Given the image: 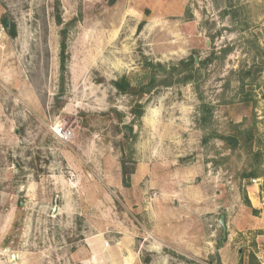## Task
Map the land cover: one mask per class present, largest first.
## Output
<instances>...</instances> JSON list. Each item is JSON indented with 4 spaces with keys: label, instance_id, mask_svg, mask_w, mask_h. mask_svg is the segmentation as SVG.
<instances>
[{
    "label": "rangeland",
    "instance_id": "374dc122",
    "mask_svg": "<svg viewBox=\"0 0 264 264\" xmlns=\"http://www.w3.org/2000/svg\"><path fill=\"white\" fill-rule=\"evenodd\" d=\"M147 58L177 70L152 69L171 83L137 117L111 81H146ZM248 218H264V0H0V264H264Z\"/></svg>",
    "mask_w": 264,
    "mask_h": 264
},
{
    "label": "trees",
    "instance_id": "16d2710c",
    "mask_svg": "<svg viewBox=\"0 0 264 264\" xmlns=\"http://www.w3.org/2000/svg\"><path fill=\"white\" fill-rule=\"evenodd\" d=\"M2 22L4 24L5 29H7L8 33L11 36H15V33H16L15 32V25L12 22H8L5 17L2 18ZM143 22L144 21H142L138 24V29H140L143 26ZM65 31H66L65 29L60 30V34L62 36L61 43H60L62 54L65 51V42H64ZM206 59H209V58L207 57ZM181 63L186 65V67L183 68V71H187V72L186 73L184 72V74H182V76L179 77L178 81L186 82L188 80H191V78H192L191 73L188 72L189 70H187V69H188L189 65L193 66L195 64L194 58L191 56L187 60H181ZM146 67L151 69L148 72L146 71L147 72L146 81H141V80L132 81L128 75H124V74L119 76L115 80L111 81V84L117 90V92H119L121 94L129 95V96H133L135 98V101L130 108V113L133 116H137V117L141 116L142 112H143V106L139 102L140 99L145 94L152 91L160 83H162L163 85H170V83H171V81H169V80H157L156 74L154 71H152V69L157 68L156 69L157 71H160L162 69L163 73H167L169 75L173 74L174 71L177 70V67L175 65L170 66V68L168 70H166L162 63H160V62L154 63L153 61L148 60V58L145 59V64H144L143 68L145 69ZM178 73L179 72H177V74ZM204 107H205V104L202 103L201 109ZM127 129L131 131L132 128H131V126H129V128L125 129L124 136L126 138H128V135H129L126 132ZM224 142L227 143L230 146V148H235L236 144L229 142L226 138L224 139ZM130 173H131L130 168L128 166H126V163L124 161H122V174H123L124 179L128 178ZM250 176H254V175H250Z\"/></svg>",
    "mask_w": 264,
    "mask_h": 264
},
{
    "label": "built area",
    "instance_id": "2783aa9c",
    "mask_svg": "<svg viewBox=\"0 0 264 264\" xmlns=\"http://www.w3.org/2000/svg\"><path fill=\"white\" fill-rule=\"evenodd\" d=\"M52 133L62 141L70 140L73 137L71 128H67L63 123H55L51 127Z\"/></svg>",
    "mask_w": 264,
    "mask_h": 264
},
{
    "label": "crops",
    "instance_id": "0c3cea01",
    "mask_svg": "<svg viewBox=\"0 0 264 264\" xmlns=\"http://www.w3.org/2000/svg\"><path fill=\"white\" fill-rule=\"evenodd\" d=\"M254 189H256V188L254 187ZM248 197H249L251 203H252L253 205H255L254 202H253V200H252V199L256 200L255 196L249 194ZM249 220H250V219L248 218V219H247V222H248ZM251 221H252V224H251ZM249 222H250V228H251V229H264V218L261 219V221L258 222V223L256 222V220H250ZM222 250H223V253H224V246L222 247ZM222 255H223V254H222ZM223 260H224V257L222 258V264H224V261H223Z\"/></svg>",
    "mask_w": 264,
    "mask_h": 264
},
{
    "label": "water",
    "instance_id": "95a60500",
    "mask_svg": "<svg viewBox=\"0 0 264 264\" xmlns=\"http://www.w3.org/2000/svg\"><path fill=\"white\" fill-rule=\"evenodd\" d=\"M226 139L229 141V142H232L233 144H236L237 141L233 138H230V137H226ZM224 214H221L219 216V220H218V223L220 224L221 226V229H222V238H226V224L224 222Z\"/></svg>",
    "mask_w": 264,
    "mask_h": 264
}]
</instances>
